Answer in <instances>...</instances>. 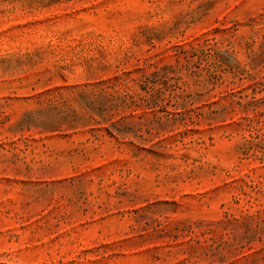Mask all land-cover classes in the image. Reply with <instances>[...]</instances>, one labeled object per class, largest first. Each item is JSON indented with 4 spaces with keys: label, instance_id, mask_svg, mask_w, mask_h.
<instances>
[{
    "label": "rangeland",
    "instance_id": "rangeland-1",
    "mask_svg": "<svg viewBox=\"0 0 264 264\" xmlns=\"http://www.w3.org/2000/svg\"><path fill=\"white\" fill-rule=\"evenodd\" d=\"M0 264H264V0H0Z\"/></svg>",
    "mask_w": 264,
    "mask_h": 264
},
{
    "label": "trees",
    "instance_id": "trees-1",
    "mask_svg": "<svg viewBox=\"0 0 264 264\" xmlns=\"http://www.w3.org/2000/svg\"><path fill=\"white\" fill-rule=\"evenodd\" d=\"M194 50V48H193ZM201 52H205V48H202L201 46L199 47V49ZM197 51V50H196ZM161 77V78H159ZM163 82V83H161ZM168 83L167 82V77H165V75L161 74V70H156L155 72L149 74L148 76H144V78L140 79L138 81V85L145 90L146 92H148V90H151L153 92L158 93H162V89L158 87L159 84H163L165 86V84ZM157 106H160V104L158 102H155L153 106H151L150 108H156ZM173 116V118L176 119V116L174 114H171ZM111 136H113V133H109Z\"/></svg>",
    "mask_w": 264,
    "mask_h": 264
}]
</instances>
